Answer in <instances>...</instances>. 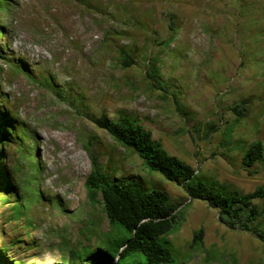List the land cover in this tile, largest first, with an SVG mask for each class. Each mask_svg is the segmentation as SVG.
<instances>
[{
    "label": "rangeland",
    "instance_id": "obj_1",
    "mask_svg": "<svg viewBox=\"0 0 264 264\" xmlns=\"http://www.w3.org/2000/svg\"><path fill=\"white\" fill-rule=\"evenodd\" d=\"M8 1L0 264H71V250L94 264L105 238L125 235L110 227L102 198H88L91 155L113 180H141L182 204L168 237L173 264H264L263 243L148 170L93 120L136 118L203 182L244 195L264 188V164L253 175L242 164L251 144H264V0Z\"/></svg>",
    "mask_w": 264,
    "mask_h": 264
},
{
    "label": "trees",
    "instance_id": "obj_2",
    "mask_svg": "<svg viewBox=\"0 0 264 264\" xmlns=\"http://www.w3.org/2000/svg\"><path fill=\"white\" fill-rule=\"evenodd\" d=\"M8 13L9 1L0 0V14ZM5 31L6 28H0V35ZM122 63L126 67L131 65L126 58ZM93 120L125 151L137 155L148 170L180 185L191 200L206 202L219 210L221 220H225L230 229H240L264 244V206L256 204L264 203L263 187L244 195L214 182L207 184L191 166L170 156L162 143L154 139L152 131L138 119L119 116L109 120L106 115H101ZM30 150L37 156L35 146ZM91 156L93 168L85 183L88 198L95 202L101 197L110 227L115 229L118 226L125 233L116 240L105 238L104 252L94 264H114L115 260L116 264H173V249L168 237L173 232L177 211L182 204L172 200L166 191L147 189L141 180H113L99 166L98 159ZM242 164L253 175L256 165L264 164V144H251L244 153ZM30 168L34 172L39 170L36 163ZM19 170L15 169L16 172ZM203 234L200 231L195 235L193 246L202 243ZM89 256L87 251L69 252L71 264H90Z\"/></svg>",
    "mask_w": 264,
    "mask_h": 264
}]
</instances>
